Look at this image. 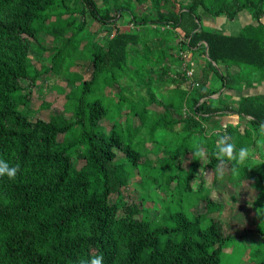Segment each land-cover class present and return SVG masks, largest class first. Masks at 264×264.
I'll list each match as a JSON object with an SVG mask.
<instances>
[{"label": "trees", "instance_id": "trees-1", "mask_svg": "<svg viewBox=\"0 0 264 264\" xmlns=\"http://www.w3.org/2000/svg\"><path fill=\"white\" fill-rule=\"evenodd\" d=\"M70 1L0 0V264H224L234 239L218 220L225 206L200 193L207 211L195 216L184 209L183 199L191 198L200 169L218 176L220 167L228 166L236 187L254 176L264 183V158L261 165L243 166L252 161L246 153L256 152L264 139V95L242 98L235 107L216 105L223 94L213 98L223 89L264 81V0H129L135 27L114 28L106 43H92V78L70 81L76 88L66 93L63 114L33 122L23 109L33 100L23 82L34 87L47 74H69L64 51L72 45L79 50L77 32L85 24L75 19L77 9L66 4ZM74 1H84L102 23L113 19V8L127 10L120 0L103 13L96 0ZM139 7L147 10L139 15L134 12ZM243 15L251 22L235 34L216 31L223 21ZM142 26L155 30L146 33ZM40 34L62 38L50 67H36L28 54V39L39 41ZM194 54L205 57L220 89H209L208 72L199 83L189 77ZM179 58L185 73L170 80ZM123 77L147 94L137 102L126 97ZM169 84L176 88L164 102L159 85ZM117 87L112 103L105 91ZM155 104L163 111H151ZM229 112L250 118L249 125L205 133L204 122ZM105 120L113 121L109 132ZM142 131L145 135L139 136ZM227 138L235 140L231 147L237 157L224 150ZM163 146L169 158L153 166L149 156L157 157ZM188 156L191 164L185 167ZM136 176L142 177L143 189L155 186L168 196L160 220L152 221L148 210L124 198L123 190ZM259 233L263 237L264 231ZM246 257L264 264V240Z\"/></svg>", "mask_w": 264, "mask_h": 264}, {"label": "rangeland", "instance_id": "rangeland-1", "mask_svg": "<svg viewBox=\"0 0 264 264\" xmlns=\"http://www.w3.org/2000/svg\"><path fill=\"white\" fill-rule=\"evenodd\" d=\"M96 1L98 3V7L101 9V13L107 11L108 8L110 10L114 6H116L114 0H109V3L107 4L102 0ZM128 1L129 0H120L119 2L120 4H123L124 7H126V11L117 13L115 8L111 10L113 19H111L109 23H102L97 19L96 16H93L92 8L89 7L84 1H79L78 3H76L74 0H72L69 3H66L73 9H77L75 13V19L78 21V23L80 25L85 24L84 30L77 32L80 37L79 50L75 52L76 46L72 45L71 48H66L64 51L63 60L66 61V66L71 65L69 74L65 71L64 75L62 76L55 75L54 73L47 74L40 77L34 87L30 86V82H23L26 86L30 87L33 99L32 104L29 106V108L28 106H26L23 109L30 116L33 122L40 118L48 121L55 116L63 114L62 112L66 105L65 95L66 93L71 91L70 89L76 88L75 83V87L71 88L70 81H75L77 79L79 81L84 79L90 80L92 78L93 56L90 50V45H92V43H106L109 38V32L115 30L114 28L131 29L135 27V25H132V16L130 15V12H128L129 10H133V7L127 5ZM181 1L188 2L189 0ZM146 10V7H139V9L135 8L134 12L140 15L143 11L145 12ZM49 22L50 21H48L47 23ZM141 29L146 33H151L152 30H155L153 26H142ZM71 36L72 35L70 32H68L66 35L67 38ZM39 39V41L28 39L30 47L28 50V54L36 67H50V65L52 64V58L56 53L55 51L62 47V38L54 39L51 36L40 34ZM155 42L158 43V40H156ZM179 59L181 61V58ZM192 59L193 65H190V70H188L189 67L187 69L190 73L193 72V76H191L192 81L194 83H199L197 79L208 72L210 75V83L208 85L209 89H220L222 86L221 81L215 73H211L212 71L207 64L205 57L202 54H194ZM171 63L172 62L168 64ZM219 68L222 69L224 73H227L224 66H220ZM183 69V61L178 64H174L173 62L171 69L172 78L170 76L168 78L170 80L173 78L176 79L178 77V72H181V74L185 73ZM158 73L159 70H156L152 74L154 75V77H156ZM211 81L217 83L214 84ZM121 83L126 88L125 96L133 99L135 102H137L139 97H141L140 94H147L145 87L138 86L134 81L128 79L127 77H123ZM189 84L192 85L190 80ZM159 86L161 87L160 91L158 92V94H161L159 98L162 101L167 102V98H169V96L171 95V91L176 88L175 84H169L167 85V88L163 85ZM116 90L117 91L108 89L105 91V94L109 96V101L113 100L112 103L118 96V91L120 89L117 87ZM221 94H223L222 91L213 98L218 99L220 96H222ZM222 97L225 98L222 99L221 102L216 103L217 106H234V101L230 102L233 98L232 96H229L227 95V93H225ZM47 105H50V107H46ZM138 105L141 106L139 103ZM149 107L151 111H163L162 108L156 104L150 105ZM69 113L65 112L64 115L68 118L72 115L70 111ZM184 115L187 116V112H185ZM123 116H127V114H123ZM216 118H219L216 123L210 122L212 119L203 123V128L206 134L210 135L224 132L228 126L238 127L241 125H249L248 120L250 121V118L244 119L242 121L241 118H237V115L233 116V113L231 112H229L228 114L225 113V115L221 117H213V119ZM132 121L134 123V126L136 127L140 126L141 124L139 118L135 117L134 120L132 119ZM112 123L113 121L111 120H105L102 122L107 132L111 130ZM260 131H262V129H260ZM195 134L196 135L194 136V138L198 139L200 134ZM142 135H145L143 131L139 134V136ZM59 139L62 140L63 136H60ZM222 144L225 151H227L228 153L232 152V155L234 157L238 156L235 146H233L234 149L231 147V145L235 144V140L232 141L227 138L225 139V141H223ZM258 146L259 148L256 149V152L251 150L249 153H246V159H252V161H244L243 166H257L263 163L261 160L262 158H264V139H260ZM165 149L166 148H164L163 146L161 149L162 152L157 157L149 156V158H151L153 162V166H158L162 164V161L169 158V154L166 153ZM257 153L261 154L262 156ZM119 156L123 157L121 153H119ZM205 159L206 158H204V161ZM247 161H249V163ZM183 162L184 166L188 167L191 164V156L184 158ZM83 165V161H79L77 167L81 168ZM215 173L216 172L214 170H210L207 168L203 171L200 169V173L191 183V187L193 189L191 198L185 197L183 199L184 209L195 216L204 214L207 209L205 203L203 201H200V193L201 196H209L214 201L223 204L225 208L223 212L218 215V220L221 221L224 227L225 234L234 238L231 241L230 246L227 247L226 254H224V264H254V262H249L250 260H248L246 255H249L252 250L257 248L264 240V233L263 237L259 233V229L264 231V215L262 216V214H259V210H261L262 213L264 212V183L258 182V176H254L250 179L246 178L239 184V186L236 187L233 184H230L229 179L231 175V169L228 168V166H221L218 176H216ZM141 179V176H136L134 179H132L129 186L123 190V196L127 201H133L140 205L142 209L148 210L152 221H158L161 219L164 212L163 203L169 201L168 196L165 193L161 192L155 186L143 189L140 185ZM171 187L175 188L176 184L174 183ZM260 193L262 194L263 198L260 197L258 203L259 205L257 206L256 202L258 201V196L260 195ZM235 194L240 196L238 197V200L236 202L232 200ZM116 197L117 196H114L110 201L113 203ZM141 216L142 215H140L139 217ZM206 224L207 222H205V225Z\"/></svg>", "mask_w": 264, "mask_h": 264}, {"label": "crops", "instance_id": "crops-1", "mask_svg": "<svg viewBox=\"0 0 264 264\" xmlns=\"http://www.w3.org/2000/svg\"><path fill=\"white\" fill-rule=\"evenodd\" d=\"M250 22H251L250 17L248 15H243L241 20L238 19V20H235L233 22H231V21L229 22L228 20L223 21L219 25V27L217 26L218 29L216 31L221 32V33H226V34H235L237 31H239L241 28H243V26L245 24H248ZM234 27H235V29H234ZM222 73H223V75H226V73H224L223 71H222ZM211 82H213V81H211ZM213 83L215 84L217 82H213ZM210 87H212V86H210ZM224 92L227 93V95L233 97L230 102L234 101L233 107H235L240 102V100L242 98L251 97V96H263L264 95V81L257 82L252 86L243 85V86H240L238 89H234V90L223 89L222 93L225 94ZM237 118L239 119L238 115H237ZM218 119L219 118H216V119L212 118V120L210 122L216 123V121H218ZM241 120L243 121L244 119L241 118ZM241 124H243V123H241ZM257 157H258V155H257Z\"/></svg>", "mask_w": 264, "mask_h": 264}, {"label": "built area", "instance_id": "built-area-1", "mask_svg": "<svg viewBox=\"0 0 264 264\" xmlns=\"http://www.w3.org/2000/svg\"><path fill=\"white\" fill-rule=\"evenodd\" d=\"M182 56L184 57V59H187L188 58V56H186V55H182ZM188 75L191 78V76H193V72H191V73L189 72Z\"/></svg>", "mask_w": 264, "mask_h": 264}]
</instances>
